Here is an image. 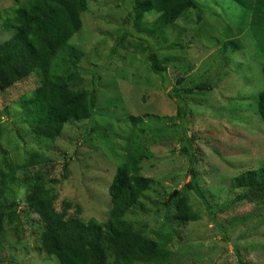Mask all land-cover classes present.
I'll return each mask as SVG.
<instances>
[{"label": "rangeland", "instance_id": "374dc122", "mask_svg": "<svg viewBox=\"0 0 264 264\" xmlns=\"http://www.w3.org/2000/svg\"><path fill=\"white\" fill-rule=\"evenodd\" d=\"M136 1L90 0L84 28L71 41L85 54L76 88L90 95L97 91L90 121L69 123L54 143L40 141L31 134L32 116L23 108V100L39 86L38 78L32 75L0 97V164L12 165L15 171L10 175L20 178L32 153H39L49 162L45 169L60 181L53 186L59 197L57 208L69 202L81 207L85 220L106 222L109 188L118 168L129 159L131 148L146 150L149 158L142 172L153 186L126 221L154 241L163 242V231L171 230L166 264H264V203L250 202L246 190L232 188L238 175L264 166V121L256 107L264 90V58L255 54L252 43H244L250 14L230 0H194L201 20L198 12L189 11L175 26L145 36L143 45L157 49L172 80L165 89L161 77L152 74L146 55L134 51L133 43L140 38L130 19ZM20 10L19 3L0 0V44L14 36L10 27ZM126 32L130 35L110 59ZM179 77L184 78L182 85L177 83ZM205 82L209 91L183 97L188 102L187 128L194 137L192 167L180 152V104L169 93ZM132 117L142 121L134 123ZM192 168L208 206L186 189ZM65 170L68 179L63 178ZM3 192L10 200L25 201L22 189L0 177ZM172 194L187 197L200 220L179 226L174 209L163 210ZM22 230V241L17 243L18 234L8 229L0 259L59 264L37 248L32 226Z\"/></svg>", "mask_w": 264, "mask_h": 264}, {"label": "trees", "instance_id": "16d2710c", "mask_svg": "<svg viewBox=\"0 0 264 264\" xmlns=\"http://www.w3.org/2000/svg\"><path fill=\"white\" fill-rule=\"evenodd\" d=\"M12 1L19 3L21 10L10 27L15 30L14 36L0 44V97L10 88L35 75L39 86L29 99L23 100V108L32 116L29 128L33 137L54 143L69 123L90 121L96 107V90L90 95L76 88L80 82L79 64L85 54L71 42L84 28V17L90 9V0ZM230 1L249 12V31L244 37V43H252L255 54L264 58V0ZM136 2L135 13L130 19L140 38L139 43H133L134 51L146 55L152 74L161 77L167 89L172 84L167 67L159 60L154 46L149 43L143 45L145 36L151 37L175 26L189 11L198 12V20H201L200 7L194 0ZM129 35L126 32L117 41L110 59ZM170 48L183 46L172 45ZM262 73L264 76V66ZM183 79L179 77L178 85H182ZM210 87L205 82L193 87H180L169 93V97L180 104L177 116L182 127L180 152L189 157L192 167L195 164L192 154L194 137L190 136L187 128L188 102L183 97L204 94ZM256 107L264 121V90L257 96ZM146 116L149 117L148 114ZM131 119L134 123L142 121L141 117ZM148 158L146 150L139 152L131 148L129 159L118 168L109 188L111 210L106 222L95 218L85 220L81 216V207L69 202L57 208L59 197L53 186L60 181L51 177L52 170L45 169L49 162L42 160L39 153H32V160L20 178L10 175L15 171L12 165L0 164V177L5 184H16L26 194L25 201H22L25 204L20 202L21 199L10 200L4 192L0 194V245L8 229L12 228L18 234L19 243L24 235L22 228L32 226L37 235V248L59 264H166L173 237L168 234L171 230L165 229L162 235L166 238L159 242L134 231L126 221L128 214L138 207L153 186V180L145 177L142 172L143 163ZM190 177L191 182L186 185V189L197 193L208 206L193 168ZM63 178H69L66 170ZM232 188L236 191L246 190L250 202L264 203V166L238 175L232 181ZM171 197L163 210L173 208V218L179 226L200 220L199 213L187 197L179 195L176 198L173 194ZM210 217L214 224L217 223L214 216ZM0 264L20 263L0 259Z\"/></svg>", "mask_w": 264, "mask_h": 264}]
</instances>
